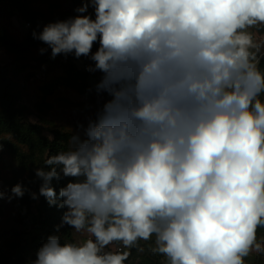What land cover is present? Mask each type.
<instances>
[{"label":"clouds","instance_id":"1","mask_svg":"<svg viewBox=\"0 0 264 264\" xmlns=\"http://www.w3.org/2000/svg\"><path fill=\"white\" fill-rule=\"evenodd\" d=\"M74 11L33 37L52 58L88 57L110 99L35 168L38 194L0 181V202L29 193L64 209L30 264H126L141 241L164 264L264 255V0H81ZM64 225L87 237L65 238Z\"/></svg>","mask_w":264,"mask_h":264},{"label":"trees","instance_id":"2","mask_svg":"<svg viewBox=\"0 0 264 264\" xmlns=\"http://www.w3.org/2000/svg\"><path fill=\"white\" fill-rule=\"evenodd\" d=\"M13 11L20 17L22 23L29 24L26 28V35L21 42L14 40L3 28L0 27V47L8 53L15 56H24L32 51H39L40 48H47V52L42 54L46 57L51 56V49L38 39H34L33 31L39 33L44 25L74 17L78 13L74 11L55 12L53 9L47 12L36 11L22 0H4ZM94 18V17H93ZM259 33L264 35V28ZM98 44H95L92 51L95 52ZM264 57V53L261 55ZM51 63L60 64L64 71L61 80L53 82L45 88L49 93L57 85H63L65 88L76 92L78 95L87 99L95 97L110 99L107 93H97L96 84L91 80L92 72H85L77 66L78 61H83L93 65L88 57L76 59L73 55H58L51 57ZM41 64L45 60H39ZM264 67V58L260 61ZM21 70L15 71L16 74ZM19 94L13 86V81L9 78L5 67L0 66V140H2L3 149L6 150L17 162L20 172L27 174L30 184L25 185L32 192L39 193L41 181L35 177V168L44 166V160L49 154H55L61 150H67L68 141L71 134L59 130L52 131V138L45 135L43 126L32 124L27 117L23 116L18 108ZM50 105L42 102L39 111L50 109ZM70 178L60 181L53 180L52 185L56 189L57 195L59 189L66 185ZM19 210L16 215V228L11 232L0 231V264H30V261L36 259L37 249L47 240L49 235L55 234V228L60 225L64 209H58L55 206H49L43 196H39L38 203L31 214V204L35 201L29 193H25L23 198H18ZM2 219V207L0 203V223ZM61 233H65V238L73 239L74 230L64 225L60 228ZM264 235V227L259 228L257 237ZM259 240V239H258ZM135 257V251H131V256L126 264H131ZM144 264H164L149 260ZM246 264H264V260L259 256H249L246 258Z\"/></svg>","mask_w":264,"mask_h":264},{"label":"rangeland","instance_id":"3","mask_svg":"<svg viewBox=\"0 0 264 264\" xmlns=\"http://www.w3.org/2000/svg\"><path fill=\"white\" fill-rule=\"evenodd\" d=\"M22 2L36 11L47 12L53 9L55 12H66L74 11L80 6L81 0H22ZM88 12L92 13L94 17L93 8L89 7ZM0 27L17 42H21L27 32L26 24L22 23L17 13L4 0H0ZM257 40L258 42L264 41V35H261L259 31L257 32ZM263 53L264 47L261 48L260 56ZM48 58L51 59V56ZM41 59L45 60L44 64L39 62ZM50 59H46L39 51H32L18 57L0 47V66L7 69L16 93L20 96L19 110L32 124L43 126L45 135L52 138L53 130L68 134L80 131L77 125L82 123L86 126L88 119L94 118L96 111L107 100L99 97L87 99L61 84L57 85L52 92L46 93L45 88L51 83L61 80L65 74L61 65L51 63ZM76 64L81 68L83 62L78 61ZM17 70L22 72L16 74L15 71ZM101 77L102 74L97 71L92 73L91 80L97 85ZM42 102L49 104L51 108L43 112L39 111ZM0 181H2L5 192H10L11 187L21 181L24 185L30 184L27 174L20 172L18 162L6 150L0 151ZM0 203L2 207L0 231L11 232L12 229L16 228L19 201L13 199L11 203L7 200ZM37 203L38 201L35 200L31 204L32 210L30 212L32 216ZM86 237V233L82 234L74 231L73 239L79 241ZM262 238H264V235L259 236L258 241ZM140 244L145 251L139 252L133 248L131 251H135V257L131 264H144L149 260L160 263L165 261L164 257L151 253V242L141 241ZM250 256H259L264 260V255L256 252L251 253Z\"/></svg>","mask_w":264,"mask_h":264},{"label":"built area","instance_id":"4","mask_svg":"<svg viewBox=\"0 0 264 264\" xmlns=\"http://www.w3.org/2000/svg\"><path fill=\"white\" fill-rule=\"evenodd\" d=\"M26 28L28 29V28H30V25L29 24H26ZM90 64H88V63H83V66H82V69H83V71H85V72H89L88 70H87V67L89 66Z\"/></svg>","mask_w":264,"mask_h":264},{"label":"crops","instance_id":"5","mask_svg":"<svg viewBox=\"0 0 264 264\" xmlns=\"http://www.w3.org/2000/svg\"><path fill=\"white\" fill-rule=\"evenodd\" d=\"M102 74V73H101Z\"/></svg>","mask_w":264,"mask_h":264}]
</instances>
